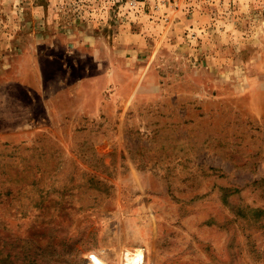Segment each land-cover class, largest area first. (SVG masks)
Here are the masks:
<instances>
[{
    "label": "rangeland",
    "instance_id": "rangeland-1",
    "mask_svg": "<svg viewBox=\"0 0 264 264\" xmlns=\"http://www.w3.org/2000/svg\"><path fill=\"white\" fill-rule=\"evenodd\" d=\"M264 264V0H0V264Z\"/></svg>",
    "mask_w": 264,
    "mask_h": 264
},
{
    "label": "bare ground",
    "instance_id": "bare-ground-1",
    "mask_svg": "<svg viewBox=\"0 0 264 264\" xmlns=\"http://www.w3.org/2000/svg\"><path fill=\"white\" fill-rule=\"evenodd\" d=\"M92 260L94 264H104L102 260H100L97 256L92 255ZM143 256L140 251L135 252L133 257L130 260V264H140L142 262Z\"/></svg>",
    "mask_w": 264,
    "mask_h": 264
}]
</instances>
